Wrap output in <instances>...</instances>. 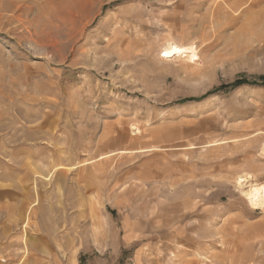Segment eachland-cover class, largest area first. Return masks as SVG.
Wrapping results in <instances>:
<instances>
[{"label": "rangeland", "instance_id": "obj_1", "mask_svg": "<svg viewBox=\"0 0 264 264\" xmlns=\"http://www.w3.org/2000/svg\"><path fill=\"white\" fill-rule=\"evenodd\" d=\"M245 175L264 0H0V264H264Z\"/></svg>", "mask_w": 264, "mask_h": 264}, {"label": "bare ground", "instance_id": "obj_2", "mask_svg": "<svg viewBox=\"0 0 264 264\" xmlns=\"http://www.w3.org/2000/svg\"><path fill=\"white\" fill-rule=\"evenodd\" d=\"M135 126L132 127V130L136 134L139 129ZM252 183L250 181L249 175L240 176L237 178V184L241 187L240 191L241 193L245 194L248 197V201L251 209L253 210L261 209L264 207V184L263 183L252 184Z\"/></svg>", "mask_w": 264, "mask_h": 264}, {"label": "crops", "instance_id": "obj_3", "mask_svg": "<svg viewBox=\"0 0 264 264\" xmlns=\"http://www.w3.org/2000/svg\"><path fill=\"white\" fill-rule=\"evenodd\" d=\"M259 226H264V224H262V223H256V224H253V225H251L250 226V228H249V230H250V235L252 236V231H259ZM215 227V226H214ZM264 228V227H263ZM256 235H259V236H257V237H255V238H253V240H258V241H264V231L263 232H261L260 234H256ZM178 238V237H177ZM251 238V237H250ZM249 240H251V239H249ZM244 241H245V239H244ZM244 244H246V245H248V246H252L250 243H245V242H242V245H244ZM237 250H239V251H242V247H238L237 249H235V251L234 252H236Z\"/></svg>", "mask_w": 264, "mask_h": 264}]
</instances>
